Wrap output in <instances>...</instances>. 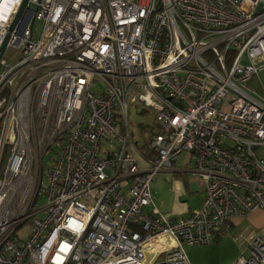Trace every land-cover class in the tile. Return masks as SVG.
Segmentation results:
<instances>
[{
  "label": "built area",
  "instance_id": "obj_1",
  "mask_svg": "<svg viewBox=\"0 0 264 264\" xmlns=\"http://www.w3.org/2000/svg\"><path fill=\"white\" fill-rule=\"evenodd\" d=\"M21 2L0 0V264H145L164 236L153 264H189L264 212V0H28L9 32ZM128 106L155 114L145 150ZM183 154L204 198L170 221L151 182ZM232 264H264V226Z\"/></svg>",
  "mask_w": 264,
  "mask_h": 264
},
{
  "label": "crops",
  "instance_id": "obj_2",
  "mask_svg": "<svg viewBox=\"0 0 264 264\" xmlns=\"http://www.w3.org/2000/svg\"><path fill=\"white\" fill-rule=\"evenodd\" d=\"M143 126H145V129L141 130V135L147 138L150 124L145 123ZM137 132L136 134L133 133L134 136L131 133V136L134 137L135 141L137 139L142 142L143 138L141 139L138 136L140 131ZM187 162V155L183 158L180 157L175 166L178 170L177 172L162 171L151 182L153 197L151 209L152 207L156 208L170 221H177L188 217L193 210L200 207L204 198V182L193 172V163ZM155 179L158 180V185L153 188ZM247 217L238 218L233 221V229H236L234 231L236 235H216L213 243L215 245L211 244L207 247L196 249L192 258L188 254L186 258L189 264H205L203 257L207 256H215L216 261L214 264H232L245 248L246 240L253 234L252 230L248 235L246 233V230L250 227L249 225L243 227ZM238 229L241 230L237 231ZM173 245L174 241L169 237L164 236L155 239L146 248L145 261L150 259L151 264H153L163 251L171 248ZM191 250L193 251V249ZM220 253H224L223 257Z\"/></svg>",
  "mask_w": 264,
  "mask_h": 264
},
{
  "label": "rangeland",
  "instance_id": "obj_3",
  "mask_svg": "<svg viewBox=\"0 0 264 264\" xmlns=\"http://www.w3.org/2000/svg\"><path fill=\"white\" fill-rule=\"evenodd\" d=\"M32 30H33V38L37 39L40 32H41V24L39 23H34L32 25ZM19 51L16 48H11L8 47L6 49V51L4 52L3 58L6 61L7 64H15L17 63L18 57H19ZM256 67L259 69V67H262L263 64H261L260 66L255 64ZM96 84V88L100 89V85L98 84V82H94ZM251 87L256 89L258 94L261 96H264V66L263 68H261L258 73H257V77H254L252 82H251ZM95 88L92 90V92H95ZM139 108H133V106H128V110H127V123H128V128L130 133H138L139 132V138H143V136L141 135V130L143 129V124L145 123H149L150 124V128L149 132L154 131L158 125L155 121V114L152 110L148 109L142 113H139ZM133 134V136H134ZM134 138V137H133ZM67 143V142H66ZM264 157V149H262V154ZM185 155L183 154V156L181 155L180 157L183 158ZM191 162L190 157H188V162ZM185 166H187V164H185ZM153 184V188L156 187L158 185V180L155 179ZM44 204V198L43 196L40 194L37 198L35 207L39 208ZM32 225V221H27L21 228L18 229L17 231V238L19 240H21L22 238H24L28 232V229L31 227ZM247 225H249L250 227L246 230L247 235L249 234V232L252 230L253 233L258 232L263 226H264V212L261 210H257L253 213H251L247 219H246V223L243 224V227H246ZM242 229V228H241ZM238 229L237 231L241 230ZM257 229V230H256ZM236 229L232 228V232L231 235L234 236L236 235ZM215 245V244H213ZM209 246V245H208ZM207 246H200V245H192V246H187L184 245L183 246V252L184 255L187 256L188 254L190 255V257L192 258L194 256V251L196 249H200V248H204ZM193 249V251L191 250ZM220 255L223 257L224 253H220ZM203 259L205 260V264H214L216 261L215 256H207V257H203ZM145 264H151L150 259L145 261Z\"/></svg>",
  "mask_w": 264,
  "mask_h": 264
},
{
  "label": "water",
  "instance_id": "obj_4",
  "mask_svg": "<svg viewBox=\"0 0 264 264\" xmlns=\"http://www.w3.org/2000/svg\"><path fill=\"white\" fill-rule=\"evenodd\" d=\"M28 11V0H22L21 4L19 5L18 7V10L13 18V21L10 25V28H9V32H11L15 26L17 25L19 19L25 15V13ZM10 37H9V34H7V36L5 37L1 47H0V59L2 58L3 56V53L6 49V46H7V43L9 41Z\"/></svg>",
  "mask_w": 264,
  "mask_h": 264
},
{
  "label": "trees",
  "instance_id": "obj_5",
  "mask_svg": "<svg viewBox=\"0 0 264 264\" xmlns=\"http://www.w3.org/2000/svg\"><path fill=\"white\" fill-rule=\"evenodd\" d=\"M144 128V127H143ZM145 129V128H144ZM148 130V129H147ZM152 135H154V131L149 132L147 138L143 137V141L140 142L136 139V141L134 140L136 146L140 149V150H145L147 148L149 139L152 137Z\"/></svg>",
  "mask_w": 264,
  "mask_h": 264
}]
</instances>
